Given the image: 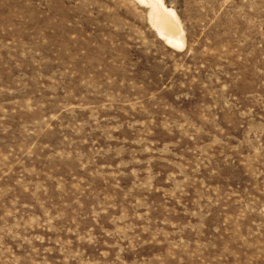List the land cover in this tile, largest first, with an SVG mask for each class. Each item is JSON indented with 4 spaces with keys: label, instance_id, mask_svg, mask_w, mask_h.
<instances>
[{
    "label": "rangeland",
    "instance_id": "obj_1",
    "mask_svg": "<svg viewBox=\"0 0 264 264\" xmlns=\"http://www.w3.org/2000/svg\"><path fill=\"white\" fill-rule=\"evenodd\" d=\"M0 0V264H264V0Z\"/></svg>",
    "mask_w": 264,
    "mask_h": 264
},
{
    "label": "bare ground",
    "instance_id": "obj_2",
    "mask_svg": "<svg viewBox=\"0 0 264 264\" xmlns=\"http://www.w3.org/2000/svg\"><path fill=\"white\" fill-rule=\"evenodd\" d=\"M150 9L149 21L161 39L169 47L182 48L184 39L178 18L173 9L168 8L163 0H133Z\"/></svg>",
    "mask_w": 264,
    "mask_h": 264
}]
</instances>
